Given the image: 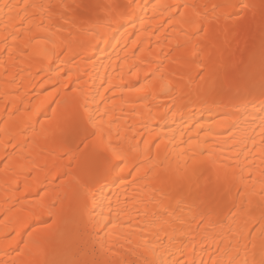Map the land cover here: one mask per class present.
Returning a JSON list of instances; mask_svg holds the SVG:
<instances>
[{"label":"bare ground","instance_id":"6f19581e","mask_svg":"<svg viewBox=\"0 0 264 264\" xmlns=\"http://www.w3.org/2000/svg\"><path fill=\"white\" fill-rule=\"evenodd\" d=\"M0 264H264V0H0Z\"/></svg>","mask_w":264,"mask_h":264},{"label":"snow or ice","instance_id":"6c2138e0","mask_svg":"<svg viewBox=\"0 0 264 264\" xmlns=\"http://www.w3.org/2000/svg\"><path fill=\"white\" fill-rule=\"evenodd\" d=\"M245 7H247V5H245Z\"/></svg>","mask_w":264,"mask_h":264}]
</instances>
